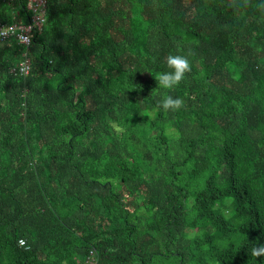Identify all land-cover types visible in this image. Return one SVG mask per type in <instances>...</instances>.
Masks as SVG:
<instances>
[{
	"label": "trees",
	"instance_id": "trees-1",
	"mask_svg": "<svg viewBox=\"0 0 264 264\" xmlns=\"http://www.w3.org/2000/svg\"><path fill=\"white\" fill-rule=\"evenodd\" d=\"M43 16L28 45L0 42V264H264V0ZM30 18L0 0V23ZM169 54L190 71L161 90Z\"/></svg>",
	"mask_w": 264,
	"mask_h": 264
},
{
	"label": "clouds",
	"instance_id": "clouds-1",
	"mask_svg": "<svg viewBox=\"0 0 264 264\" xmlns=\"http://www.w3.org/2000/svg\"><path fill=\"white\" fill-rule=\"evenodd\" d=\"M164 63L166 64V70L159 72L155 78L161 90L171 89L184 79L185 73L190 71L189 60L182 55L169 54L166 56ZM182 105L183 100L181 98L171 95H163L157 102L158 108L163 111H175ZM250 254L254 257L264 255V244H257L252 247Z\"/></svg>",
	"mask_w": 264,
	"mask_h": 264
},
{
	"label": "built area",
	"instance_id": "built-area-1",
	"mask_svg": "<svg viewBox=\"0 0 264 264\" xmlns=\"http://www.w3.org/2000/svg\"><path fill=\"white\" fill-rule=\"evenodd\" d=\"M46 6V0H27V8L30 10L31 21L27 23H0V42L9 38L15 39L18 43L28 45L30 42L31 32L42 27L44 21V11ZM25 56V54H24ZM14 70V69H13ZM19 71L21 73H27L28 71V59L26 58L19 65ZM20 243L23 241L20 240ZM94 254L86 259L87 264H95Z\"/></svg>",
	"mask_w": 264,
	"mask_h": 264
}]
</instances>
